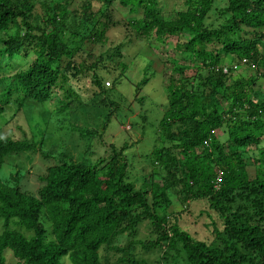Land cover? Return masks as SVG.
Listing matches in <instances>:
<instances>
[{
	"label": "trees",
	"instance_id": "16d2710c",
	"mask_svg": "<svg viewBox=\"0 0 264 264\" xmlns=\"http://www.w3.org/2000/svg\"><path fill=\"white\" fill-rule=\"evenodd\" d=\"M70 1L42 0L40 23L35 0H0V83L8 79L0 91V114L12 103L19 110L26 101L54 99L61 129L85 139L100 128L102 138L120 109L108 89L118 84L126 64H116L111 87L98 69L132 35L153 33L163 46L171 36L184 37L172 49L195 64L172 65L156 131L159 145L146 154L150 170L140 185L129 172L126 143H109L106 157L84 163L67 149L59 155L43 150V138L38 146L0 135V166L8 155L29 151L54 159L39 176L36 194L20 187L18 174L0 179V264H8L6 249L14 264H60L64 256L71 264H145L135 257L136 247L160 251L159 264H264V95L255 89L264 81V0H225L214 18L209 12L216 0H184L185 8L169 20L162 17L160 0H117L130 14L141 13L132 19L116 17V0H82L72 10ZM110 29L124 35L110 40ZM85 41L107 46L99 55L85 54ZM15 56L26 67H15ZM241 65L254 73L234 77ZM82 77L95 88L92 103L97 97L112 106L99 128L79 125L86 113L79 106L86 105H79L83 90L73 84ZM148 79L135 84V93ZM171 195L189 212L188 223L170 210ZM201 201L206 207L191 217L189 206ZM143 226L148 233L141 239ZM199 226L209 229L210 238L197 237ZM122 236L125 242L118 241ZM103 248L120 255L109 261Z\"/></svg>",
	"mask_w": 264,
	"mask_h": 264
},
{
	"label": "rangeland",
	"instance_id": "374dc122",
	"mask_svg": "<svg viewBox=\"0 0 264 264\" xmlns=\"http://www.w3.org/2000/svg\"><path fill=\"white\" fill-rule=\"evenodd\" d=\"M41 1L35 0L34 14L38 15V21L42 23L44 18L41 14ZM50 1V0H48ZM63 1V0H62ZM82 0H71L68 8L73 9L79 6ZM94 5H97L99 0H90ZM184 0H160L161 7L164 15L162 17L165 20L172 18L178 9L185 8L183 4ZM226 4L225 0H216L212 6V10L209 12L210 17H216L218 10ZM114 7L116 8V17H124L125 19L136 18V14H130L128 7H124L114 1ZM96 10V7H93ZM141 12V11H140ZM42 15V16H41ZM211 18H208V23ZM113 30L108 31V37L110 40H119L124 35L121 32L118 35H113ZM153 36V33L151 34ZM131 41L125 43L124 46L119 48V55H114L113 59H103L98 69V74L105 80V85L111 87L112 80L119 73V66L116 64L123 62L126 65L124 75L120 78L118 84L109 90L108 95L110 99L117 102L119 110L117 113L112 115V118L103 133L102 138H98V134L101 133L99 126L106 119L108 111L112 110V106L99 104V99L95 97L96 103H92V93L95 90L88 77H82L77 84L73 86L76 90L77 86H80L83 92L80 94L79 105L85 104L86 106H79L81 112L86 109V113L81 116L79 125L87 129L91 127L99 128L96 136L92 138H81L77 131L67 132L61 129L60 122L57 118L61 119L63 116L56 115L54 108L58 105L53 100L45 101L42 104H36L32 101H26L19 110H16L14 104L9 105L4 113L0 114V135L10 136L14 139H28L36 141L39 146L40 141L43 138L42 149L48 152H54L58 154L62 149H67L76 161L84 163H92L97 157H106L109 154V143H115L117 146L123 143L127 144L125 151L127 161L131 162L128 166L129 172L132 178L136 179L137 185H140L142 176L149 173V163L147 161L146 154H148L154 146H158L159 143L155 142L156 131L159 130L158 120L160 119L163 110L167 103L166 97V84L169 74L172 72L173 63H187L186 65L195 64L194 61L189 60L187 55L180 52H174L173 46L176 42L184 41V37L171 36L168 39V43L163 46L156 43L152 36L150 38L136 35H132ZM3 37V35H2ZM85 54L91 52L92 55H99L106 49L97 44L89 43L85 41ZM2 44L0 43V46ZM91 50V51H90ZM14 66L21 65L20 68H24L27 62L19 57H14ZM80 60V59H79ZM150 64V68L145 70ZM103 63V66H102ZM225 66L231 65L229 59L222 61ZM233 67V65H232ZM11 71H8L10 74ZM192 69L188 70L191 73ZM253 70H250L245 65L237 66L233 71L234 77L244 76L248 77ZM147 75L148 82L142 86L141 91L135 93V84L138 83L142 77ZM88 79V80H87ZM8 82L5 79L3 83H0V91ZM255 89L260 91L264 95V81L258 80ZM101 95V94H100ZM107 95V97H108ZM140 97H144L142 101H139ZM102 105V107H101ZM101 107V108H100ZM144 116V119H143ZM219 133V132H217ZM54 162V159L47 160L41 154V151H29L19 154H10L5 158L4 163L0 166V179L9 180L10 176L18 174L20 187L32 194H36L38 187L41 185L39 176L44 174L48 164ZM173 206L170 208L172 212L176 214L181 213L185 223L190 216L184 210H182V204L179 200L171 195ZM205 204L201 201L199 203H192L189 206L193 214L197 215L205 208ZM200 219H205L202 215ZM206 223V222H205ZM203 225V224H202ZM189 231L195 229L193 225H187ZM0 229H2V219L0 218ZM148 229L145 226L142 227L141 232L137 235L138 238L144 239L147 236ZM192 234V233H191ZM198 238L206 240L209 237V229L206 227H198ZM210 238V237H209ZM126 236H122L118 239L119 242H125ZM102 253L105 259L114 261L120 254H112L113 252L109 249H102ZM135 257L140 261L143 260L145 264H159L160 251L152 250L144 252L141 248L136 247L133 251ZM6 261L8 264H14L15 259L12 256V252L9 249L4 251ZM182 264L181 262H179ZM60 264H71L69 258L64 256L60 259Z\"/></svg>",
	"mask_w": 264,
	"mask_h": 264
}]
</instances>
